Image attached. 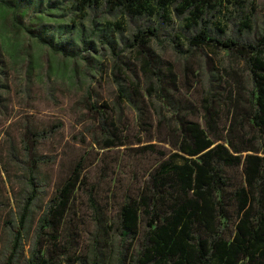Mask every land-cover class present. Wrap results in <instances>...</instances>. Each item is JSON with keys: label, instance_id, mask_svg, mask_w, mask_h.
<instances>
[{"label": "rangeland", "instance_id": "1", "mask_svg": "<svg viewBox=\"0 0 264 264\" xmlns=\"http://www.w3.org/2000/svg\"><path fill=\"white\" fill-rule=\"evenodd\" d=\"M235 1L222 0L210 11L211 33L221 40L259 39L264 34V0ZM79 5V0H0V264L10 258L14 264L29 261L57 183L79 160L86 165L87 183L76 201L77 214L72 215L80 229L76 250L82 258L76 264H119L122 236L111 218L127 191L141 186L161 151L170 149L140 133L135 125L138 102L128 98L134 97L132 83L146 95L145 89L156 82L143 71L138 48L132 46L139 29L157 30L150 48L166 73L170 67L178 73L179 95L186 101L198 103L203 87H211L225 68L237 71L244 81L248 78L244 60L228 51L212 54L190 48L187 38L197 29H188L185 16L172 4L164 10L152 1L154 14L140 16L106 1L84 9ZM186 67L192 69L189 80ZM147 99L155 119L172 117L159 94ZM105 102L121 119L119 132L129 144L101 148L105 135L87 104ZM27 128L38 140L28 149ZM149 144H155L157 152L147 150ZM93 185L109 217L107 226L98 225L89 209L86 188ZM32 193L36 196L25 221Z\"/></svg>", "mask_w": 264, "mask_h": 264}, {"label": "trees", "instance_id": "2", "mask_svg": "<svg viewBox=\"0 0 264 264\" xmlns=\"http://www.w3.org/2000/svg\"><path fill=\"white\" fill-rule=\"evenodd\" d=\"M103 1L132 16L153 15L152 1L164 10L172 4L185 16L186 27L197 29L187 38L189 47L212 54L225 50L244 60L251 84L225 68L211 87H203L198 103L186 101L179 95L178 73L172 67L166 73L150 48L159 36L157 30L136 32L132 46L138 48L143 71L156 82L145 89L146 95L138 84L131 85L134 97L128 98L138 102L139 111L135 125L170 149L161 151L141 186L127 191L111 218L122 236L119 264H264V34L253 42L214 37L207 16L222 0H79V6L84 9ZM184 70L189 80L192 69ZM120 91L127 97L123 88ZM155 94L172 109L170 119L152 116L147 96ZM87 108L105 135L101 148L131 142L119 132L121 119L108 103H88ZM32 132L25 131L27 149L38 143ZM138 140L143 142L142 137ZM145 148L157 152L155 144ZM85 170L84 160H79L57 183L25 264H76L82 258L76 250L80 229L72 215L77 214L76 201L87 183ZM94 188H86L89 209L98 225L107 226L109 217ZM35 196L29 197L25 221Z\"/></svg>", "mask_w": 264, "mask_h": 264}]
</instances>
